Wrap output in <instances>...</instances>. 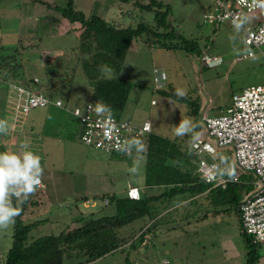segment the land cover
I'll return each mask as SVG.
<instances>
[{
	"label": "rangeland",
	"instance_id": "rangeland-1",
	"mask_svg": "<svg viewBox=\"0 0 264 264\" xmlns=\"http://www.w3.org/2000/svg\"><path fill=\"white\" fill-rule=\"evenodd\" d=\"M44 1L49 3L46 6L53 4V8H64L68 2ZM129 2L73 0V5L86 18L97 16L112 28H126L132 22L135 26L140 19L153 22V14L146 11L136 12L132 20L133 8ZM138 2L146 5L147 0ZM21 3L22 0H0V48L9 52L12 64L18 65L19 77L28 81L37 78L39 83L33 88L49 99L61 100L68 109L82 108L90 101L91 87L84 72L85 66L98 77H118L131 82L133 86L128 100L117 118L137 126L150 120L153 134L176 142L187 150L192 142L207 140L199 121L206 104L205 111L209 115H218L231 104L233 94L250 86L264 85V57L261 54H264V46L260 47L261 52L248 48L242 31L235 26L205 24L203 16L211 12L212 0H164L170 7L173 27L184 40L194 44V54L180 48L178 41H173L174 47L170 49L161 48L143 34L130 44L118 74L103 68L106 56H109L106 52L101 49L100 54L86 52L81 48L84 43L79 38L78 22L63 21L55 11V17L49 15L39 22L34 17L40 16L44 10L41 8L39 11L37 6L28 10L32 19L27 20L22 15ZM246 17L248 19L243 25L254 28L261 22L262 14L255 11L246 13ZM58 21H63V26L57 27ZM248 51L253 56L247 57ZM203 55L218 57L221 64L208 68L201 62ZM154 69H162L167 75L166 86L161 91L153 90ZM7 84L0 82V119L11 124L13 109L5 100ZM177 88L186 91L187 99L200 104L197 116L191 115V108L186 103L172 98ZM184 118H190L194 128L185 136L177 137L173 126ZM21 123L24 129L16 127L13 131L11 124L7 134H0V151L15 150L27 142L31 150L41 157L42 178L46 177L48 190L56 194V200L61 199L64 193L66 196L64 202L51 204L49 214H44L48 210L46 207L36 209L33 204L41 200L46 202L47 197L33 194L34 201L29 202L22 217L24 224L38 222L37 228L31 229L28 244L39 237L57 236L66 228L74 230L81 224L82 217L111 216L114 208L104 204L103 196L107 201V195L123 198L128 184L138 188L144 186V155H104L90 150L83 153L78 145L81 127L70 114L52 107L37 108ZM69 136L73 138L69 140ZM217 157L222 158L223 165L231 167L230 151L222 150ZM161 193V189L154 188L147 191L146 196H159ZM84 198L89 200L87 208L84 207ZM173 200L155 205L157 211L162 212L155 219L165 216L159 220L157 228H151L147 233L146 245L141 244L142 239L134 240L135 247L130 245L143 226V222L135 221L119 232L125 237L124 242L130 237L124 248L87 264H249L247 253L250 248L244 240L235 206L225 204L216 210L206 194L191 201ZM169 202L172 204L170 207ZM35 209L45 216H34ZM155 219L147 218L144 224L149 226ZM13 233L14 225L0 230V258H4L11 249ZM247 239L253 244L250 236ZM73 264H85V261L79 259ZM253 264H264V245L256 247Z\"/></svg>",
	"mask_w": 264,
	"mask_h": 264
},
{
	"label": "trees",
	"instance_id": "trees-1",
	"mask_svg": "<svg viewBox=\"0 0 264 264\" xmlns=\"http://www.w3.org/2000/svg\"><path fill=\"white\" fill-rule=\"evenodd\" d=\"M118 1L122 4L131 1L130 5L133 9L130 15L132 20L136 12L146 11L153 14V22H143L140 19L135 26L132 22L126 28H112L97 16L86 18L81 11L74 8L73 0H68L64 8L55 6L53 9L68 23L78 22L80 24L79 38L84 43L81 48H85L84 51L86 52L99 53V49L106 52L109 56H106L103 68L115 72V74L119 73L130 44L143 34L147 35L149 41L157 42L161 48L170 49L174 47L172 42L178 41L180 48L190 54L195 53L194 44L184 40L173 27L170 7L165 5L164 0L159 2L147 0L146 5H141L139 0ZM94 56L96 57V55ZM10 59L9 52L0 48V82L29 87L33 79L28 81L24 77H19L18 65L12 64ZM91 70L87 66L84 67L85 75L91 87L90 101H102L110 105L113 109V115L117 117L125 107L133 84L118 77L101 78ZM49 91L48 94L52 95ZM171 96L178 102L186 103L191 108V115H198L199 103L192 102L186 97ZM72 138L69 136V140ZM138 155H144L146 158L144 186L161 189L162 193L159 196L148 197L141 194L139 200H131L126 196L118 198L114 195H107L108 204L114 208L113 215L81 218V224L74 230L66 228L57 236L39 237L30 244L27 243L28 236L31 229L37 228L38 222L24 224L22 217L31 196L23 203H21L22 197H14L13 203L21 209V213L15 218L12 247L4 258H0V264H67L70 262L73 264L79 259H84L85 264L91 263L120 248L122 249V247L124 248L130 237L124 242L125 237L121 236L119 232L129 224L135 221L143 222L138 233H147L151 228H157L159 220L165 216L163 214L160 218L155 219L156 215L162 213L160 210L157 211L155 207L158 202L163 204V201L173 199L191 201L199 195L206 194L208 201L214 205L216 210L225 204H231L235 206L237 211L238 203L247 189L244 185L228 184L225 189L210 190L209 184L198 179L197 164L188 150L176 142H171L153 133L146 136L141 146H137L130 156ZM218 165L223 166L222 158H219ZM102 199L103 201L106 200L104 196ZM168 205L170 207L172 204ZM166 206L165 209H168ZM153 217L155 220L152 224L149 226L147 223L144 224L147 218L152 220ZM243 234L244 240L250 248L247 253L248 263L253 264L257 246L250 244L247 235ZM140 239L142 238L134 237L130 244L131 247H135L134 240Z\"/></svg>",
	"mask_w": 264,
	"mask_h": 264
},
{
	"label": "built area",
	"instance_id": "built-area-1",
	"mask_svg": "<svg viewBox=\"0 0 264 264\" xmlns=\"http://www.w3.org/2000/svg\"><path fill=\"white\" fill-rule=\"evenodd\" d=\"M255 11L262 14L261 22L256 23L254 28L242 25L240 30L244 35L245 45L260 51V47L264 46V10L253 6L252 0H212L211 12L203 16V22L207 25L225 23L235 26L236 22L246 17V13ZM251 56L253 53L248 51L247 57ZM201 62L211 68L221 64V59L203 55ZM166 82V73L162 69H154L153 90H163ZM37 83V78L30 82L29 87L8 83L5 100L13 109L12 125L9 124L13 131L16 127L24 129L21 122L25 121L32 110L52 107L70 114L80 125L78 145L83 153L90 150L104 155L121 153L130 156L137 146H141L146 136L153 133L150 120L137 126L114 115L111 120L97 116L94 111L87 109V105L95 103L94 101L82 108L68 109L61 100L49 99L36 91L33 87ZM199 121L205 129L207 140L194 141L188 148L197 164L198 179L209 184L210 190L225 189L228 184L246 186L237 206L240 225L243 233L252 238L253 244L264 245V85L250 86L233 94L231 104L220 114L209 115L202 112ZM133 140L141 143L131 145ZM222 150L230 151L231 167L218 165L217 155ZM210 172L214 178H208ZM42 185L36 192L45 191L43 181ZM126 197L139 200L138 189L128 186ZM103 202L108 204L107 200ZM145 237H148L147 233L136 236L138 239L142 238L143 245L147 243Z\"/></svg>",
	"mask_w": 264,
	"mask_h": 264
},
{
	"label": "clouds",
	"instance_id": "clouds-1",
	"mask_svg": "<svg viewBox=\"0 0 264 264\" xmlns=\"http://www.w3.org/2000/svg\"><path fill=\"white\" fill-rule=\"evenodd\" d=\"M255 7L264 10V0H252ZM247 17L236 22L237 30L247 21ZM164 75V74H161ZM175 95L179 98L186 97L187 93L182 88H177ZM87 109L94 111L97 116L111 120L113 109L110 105L96 101L89 103ZM79 115V113H77ZM174 135L183 137L190 133L194 124L190 118L181 119L178 125L173 126ZM10 129L9 122L0 119V134H7ZM141 141L133 140L131 145H138ZM43 167L41 157L31 150L27 142L21 143L15 150L0 151V230L7 229L15 224V218L21 213V209L14 205L13 198H23L26 201L38 188L43 187ZM208 178H214L210 172Z\"/></svg>",
	"mask_w": 264,
	"mask_h": 264
},
{
	"label": "crops",
	"instance_id": "crops-1",
	"mask_svg": "<svg viewBox=\"0 0 264 264\" xmlns=\"http://www.w3.org/2000/svg\"><path fill=\"white\" fill-rule=\"evenodd\" d=\"M38 1V2H37ZM30 0L29 2H27L26 0H22V9L23 10H21V12H22V15H24V16H26L27 17V20L28 19H32V17H31V15H30V13L28 12V10H30V8L31 9H34V7L35 6H37V8H39L38 10L40 11H42V9L44 10L43 12H41V15L40 16H36V17H34L36 20H39V22H40V20H41V18H43V19H46V18H49L50 16L51 17H55V14H54V10H52V6H54L53 4H50V5H48V6H46V4L48 3V2H46V1H44V0ZM49 4V3H48ZM42 8V9H41ZM20 12V13H21ZM56 12V11H55ZM57 13V12H56ZM29 14V15H28ZM32 14V13H31ZM50 15V16H49ZM58 15H59V13H58ZM60 19H62L63 20V18H60ZM57 20H59V18H57ZM64 21V20H63ZM57 22V24H56V26L57 27H59L60 25L61 26H63V23L64 22ZM63 31V30H62ZM207 107H208V105L206 104L205 106H204V109H203V111L202 112H206L205 110L207 109ZM152 131H153V129H152ZM43 173H44V171H43ZM63 177V175L60 177V178H62ZM44 180V181H43ZM42 181H43V183L45 184V187H46V189H45V191L44 192H35L34 193V195L35 196H37L36 194H39L40 196H42V195H45L47 198H46V202H43L42 200L41 201H38V202H34V205L33 206H35L36 207V209H43V208H47L48 210H47V212H44V214L46 213H48L49 214V212H50V210H51V208H50V206H51V204H55V203H62V202H64V200L66 199V196H65V193L62 195V197H61V199H55L56 198V194L55 193H53L52 192V190H48V188H49V186H48V182H47V179H46V177H44V178H42ZM64 182V181H63ZM67 184H69L68 182H67ZM73 185V184H72ZM128 186H132V185H130V184H128ZM133 187H136V186H133ZM137 189H138V191H139V194L141 195V194H145L146 195V192L147 191H150V190H153L154 188H150V187H145V186H142L141 188H138V187H136ZM74 193H71V195H73ZM33 194H32V196H31V201L30 202H33L34 201V196ZM42 197H44V196H42ZM149 197V196H148ZM37 200V199H36ZM88 202H89V200H87V198H84L83 199V203L84 204H86L84 207L85 208H87L88 207ZM35 209V213L33 214L34 216H36V217H42V216H45L44 214H43V212L41 213V212H37V210ZM43 214V215H42ZM32 215V216H33ZM83 218V217H82ZM81 219V218H80ZM34 222H36V221H34ZM148 233V232H147ZM149 234V233H148ZM147 234V235H148ZM149 238V237H148Z\"/></svg>",
	"mask_w": 264,
	"mask_h": 264
}]
</instances>
